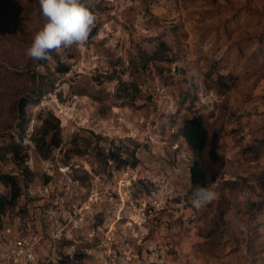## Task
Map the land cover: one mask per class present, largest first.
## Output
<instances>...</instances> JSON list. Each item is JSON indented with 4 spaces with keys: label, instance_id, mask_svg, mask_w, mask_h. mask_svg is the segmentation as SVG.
<instances>
[{
    "label": "rangeland",
    "instance_id": "rangeland-1",
    "mask_svg": "<svg viewBox=\"0 0 264 264\" xmlns=\"http://www.w3.org/2000/svg\"><path fill=\"white\" fill-rule=\"evenodd\" d=\"M84 2L89 40L33 61L39 0H0V232L27 224L62 249L95 231L143 255L162 232L137 224L156 169L197 210L192 226L158 221L175 223L180 264H264V0ZM194 115L225 159L200 208L182 133Z\"/></svg>",
    "mask_w": 264,
    "mask_h": 264
},
{
    "label": "built area",
    "instance_id": "built-area-1",
    "mask_svg": "<svg viewBox=\"0 0 264 264\" xmlns=\"http://www.w3.org/2000/svg\"><path fill=\"white\" fill-rule=\"evenodd\" d=\"M143 189V203L139 215V226L156 227L162 230L168 223H158L164 216H176L192 226L197 218V210L184 199H180L176 187L169 177L156 169L146 171ZM5 220V217L2 216ZM101 230V227L98 228ZM124 242L127 237L123 235ZM96 232L90 233L85 241H73L62 249L54 236L44 237L36 234L31 227L18 225L4 226L0 232V264H170L168 249L153 245L146 248L143 255L114 247L112 237L110 244L98 242ZM129 246V244H127Z\"/></svg>",
    "mask_w": 264,
    "mask_h": 264
},
{
    "label": "clouds",
    "instance_id": "clouds-1",
    "mask_svg": "<svg viewBox=\"0 0 264 264\" xmlns=\"http://www.w3.org/2000/svg\"><path fill=\"white\" fill-rule=\"evenodd\" d=\"M45 23L26 49L33 61L46 60L52 50L68 49L89 40L96 24V16L84 0H39ZM217 199L211 188L197 186L192 192V204L200 208Z\"/></svg>",
    "mask_w": 264,
    "mask_h": 264
},
{
    "label": "trees",
    "instance_id": "trees-1",
    "mask_svg": "<svg viewBox=\"0 0 264 264\" xmlns=\"http://www.w3.org/2000/svg\"><path fill=\"white\" fill-rule=\"evenodd\" d=\"M27 103L26 98L21 99L19 102V110L22 113ZM182 133L194 156L193 163L190 166L191 186L188 190V195L192 198V192L197 186L210 188L211 184L216 181L221 168L225 164V159L219 154L218 139L215 135L209 134L203 116L194 115L185 119ZM12 152L15 155L19 153L17 146L13 147ZM131 166L136 168L138 161H134ZM2 180L11 186L13 199L18 198L20 187L14 177L2 175ZM4 210L5 206L0 204V213Z\"/></svg>",
    "mask_w": 264,
    "mask_h": 264
},
{
    "label": "crops",
    "instance_id": "crops-1",
    "mask_svg": "<svg viewBox=\"0 0 264 264\" xmlns=\"http://www.w3.org/2000/svg\"><path fill=\"white\" fill-rule=\"evenodd\" d=\"M174 225H175V223H172L170 225V228H171L170 233L167 234L168 230L164 231V229H166V228H164L162 230H159V231H162L161 232L162 234L160 233L161 235L160 234L158 235V233H157L156 236L153 237L149 241L151 244L162 246V247H165L166 249H168V261L170 262V264H180V262L178 260V256L180 257V252L178 251V248L176 247V240L172 234V232L175 230ZM168 226H169V223H168ZM164 235H167V236H164ZM171 248L172 249L175 248V250H172Z\"/></svg>",
    "mask_w": 264,
    "mask_h": 264
}]
</instances>
